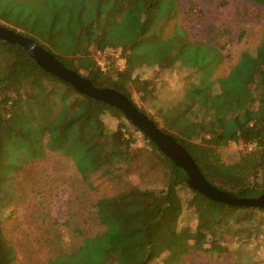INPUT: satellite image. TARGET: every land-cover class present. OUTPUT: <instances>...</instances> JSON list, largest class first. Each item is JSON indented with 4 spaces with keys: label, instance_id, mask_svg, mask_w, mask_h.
I'll list each match as a JSON object with an SVG mask.
<instances>
[{
    "label": "trees",
    "instance_id": "1",
    "mask_svg": "<svg viewBox=\"0 0 264 264\" xmlns=\"http://www.w3.org/2000/svg\"><path fill=\"white\" fill-rule=\"evenodd\" d=\"M247 1L264 6V0ZM178 13L179 0H171L166 10L163 9V3H157L156 0H111L108 5L105 0H98L92 6H84L75 15L70 8L63 7L61 19H51L44 29L33 31L34 37L18 28L14 29L35 39L46 49L52 51L51 46L60 52L58 56L52 51L67 67L80 74L82 65L79 58L89 56L91 47L101 52L108 49L118 51L116 58H124L126 61L123 70L113 68L102 71L97 67L87 75H82L97 87H110L125 94L161 130L170 133L185 146L205 177L217 187L239 197L249 198L262 194L264 37L257 47L241 53L226 76L214 78L215 69L225 60L221 47L190 38L188 29L178 21L173 24L170 32L169 26ZM186 13L191 16L192 8ZM20 17L25 20L24 16ZM20 22L22 20L17 21L20 24L17 27L25 26V31L30 33V25L35 29L39 27L36 22H28L30 25L26 22L27 25H22ZM35 36H39L41 41ZM1 43L4 50L0 57V264L15 263L16 254L13 255L14 261L9 262L1 245L5 241L3 230L7 215L13 213L10 210L12 204L28 206L31 203L28 210L22 209L23 213L18 215L16 232L11 238L13 244H72V239L82 236V222L79 218L71 224L64 222V229L59 227L57 221L47 220L50 195L57 183L62 181L64 174L59 172L63 170H75L80 179L88 184L92 175L118 180L122 172L130 167L137 169L143 176L151 169H160L163 182L161 186L151 188L148 184L129 183L114 195L99 198L92 206V214L105 226L104 233L85 238L79 248L63 252L47 264H55L70 257L77 259L79 256L80 259L82 253L87 255L83 264H100V261H106L109 254L113 256L115 264H152L165 254L169 257L164 264H172L175 248L181 244V238L187 235L193 238L194 249L204 251L209 256H213L212 252L219 247L212 243L209 248H204L209 236L219 234L218 239H221L220 233L223 231L235 233L244 226L251 235V225H254L251 222L256 220V214H264L260 212L264 210H251L245 215L222 211L219 221L213 219L217 217L211 214L210 203L217 202L190 188L186 172L165 156L120 110L77 92L69 83L46 72L21 46L3 41ZM14 54H17V58H13ZM177 65L201 72V76L185 87L180 98L172 101L164 112H160V122L135 101L130 85L139 67L167 70ZM144 85L146 88L141 90V99L152 95L153 88L148 86L147 81H144ZM246 105L250 106V110L245 119L240 120L241 111ZM108 114L119 120L112 131L107 129L102 117ZM36 133L40 145L45 146L39 155L40 159L32 163L16 159L17 156L21 158L24 151L25 154L32 152V137ZM135 133L142 134L146 147L135 149ZM18 136H23L27 142L17 146L15 142ZM8 140L12 142L11 153L6 150ZM229 143L255 144V149L251 151H258L260 159L249 175L236 178L225 176L219 180L222 184H215L213 178L216 174L210 175L205 168L204 158L206 154H211L218 159L220 148ZM6 154L19 161L17 164L14 162V171L19 176L14 186L21 183L28 186L24 189L15 187L12 198L6 191L8 184L4 179L3 163ZM53 154H59V160L47 162L48 156ZM63 158L70 162H63ZM147 162L150 167L144 166ZM40 165L48 168L50 178L40 183L45 188L38 192L33 188L34 181L28 178L27 173L33 168L38 172ZM65 165L64 169L62 166ZM185 189L192 193L187 202L180 194ZM219 204L223 210L227 207L244 209ZM186 211H193L197 218L196 227L191 233L179 224ZM238 215L246 217L244 220H235ZM37 223L38 234L35 237L33 227ZM228 223H232L234 232L223 228ZM105 241L110 243L108 250L103 244ZM5 243L9 244L10 241ZM90 248H97L98 254L93 256L85 253Z\"/></svg>",
    "mask_w": 264,
    "mask_h": 264
},
{
    "label": "rangeland",
    "instance_id": "2",
    "mask_svg": "<svg viewBox=\"0 0 264 264\" xmlns=\"http://www.w3.org/2000/svg\"><path fill=\"white\" fill-rule=\"evenodd\" d=\"M5 1L0 0V23L11 28H18L20 31L26 32V34L32 36L34 34L33 31H41L51 19L59 21L62 17L63 7L70 8L72 14L75 15L78 11L84 9V6L89 7L98 2V0H27L25 3L22 0ZM156 1L157 3H163L164 10H166L171 3V0ZM109 3H111V0H105L106 5ZM5 4H9V6ZM189 8H192L191 16L186 13ZM20 16H24L25 20ZM65 17L66 14L64 18ZM18 20H22V22H20L23 23L22 25L31 21L34 24L37 23L39 27L36 29L31 28L34 26L28 23L32 31V33H30L25 31V29H27L25 26V29L22 26L20 28L17 27L18 25L20 26V24H17ZM177 21L181 22L182 26L188 29L190 38L210 42L221 47L225 60L215 69L213 73L214 78L226 76L231 67L237 63L241 53L245 50H252L257 47L264 37V6L247 0H179V13L169 26L170 32L173 24ZM35 37L40 40L39 36ZM50 49L58 54V56L61 55L60 52L56 51L51 46ZM96 49V47H91L89 56L79 58V62L82 65V74L87 75L90 70L99 67V61L105 64L106 71L113 68L119 69L118 63L121 61L120 59L123 58H116L118 51L116 52L108 49L100 53ZM3 50L4 47L0 41V57ZM13 58H17V54H14ZM5 64L6 63H4V65ZM200 76L201 72L189 70L180 65L167 70L139 67L134 73V82L131 83L130 88L133 91V98L135 101L152 117L162 122L160 112H164L172 101L180 98L185 91V87L189 86L192 82H196ZM144 81H147L148 86L153 89L152 95L146 97V99H141L142 93L145 90L144 88H146ZM58 82L62 85L65 84L61 81ZM249 110L250 106L246 105L241 111L240 120L245 119ZM102 117L109 131L117 127L119 120L111 117L109 114ZM37 133L32 137L33 146L30 147L32 152L25 154L24 151L22 153L23 156L21 155V158L17 156L16 159H22L21 162L28 161L29 163L34 162L35 159H40L39 155L43 153L45 146L40 145L41 141L38 140ZM18 137L15 142L17 146L18 144L27 142V139L23 136ZM135 137L137 138L135 149L146 147L145 140L141 133H135ZM10 148H12V142L8 140L6 150L9 153H11L10 150H12ZM36 152L37 154H35ZM219 153L220 156L218 159L211 154H206L204 158L207 171H209L211 176L216 174L213 178L215 184H222L219 180L223 179L225 176H233L236 178L249 175L252 172L253 166L260 159V153L258 151L249 150L245 143H229L227 146L220 148ZM58 157L59 154H53L52 156H48L46 161L50 162L49 160H52L53 162H57L59 160ZM15 161L16 160L13 159L10 154H6L3 163L5 168L4 179L5 183L8 184L6 191L11 198L15 187H23V189L28 188V186L23 183L14 186L16 182L18 183L19 178L18 173L14 171L16 167L15 164L19 161ZM63 162H70V160L63 158ZM236 162L238 163L235 164ZM232 164L235 165L230 166ZM144 166L150 167L148 162L145 163ZM62 167L65 169L66 165ZM38 172L33 168L28 171L27 175L30 180L34 181L33 188L39 192L44 191L45 188V186H40V183H45L46 181H44V179L50 178V174L48 168L42 165L38 168ZM62 173L64 174L62 181L57 183V186L50 195L51 202L47 209L49 213L47 220L52 219L57 221L59 227L64 229V222L71 224L76 221V218H79L82 222V226L80 225L83 229L82 236L78 239H72V244H36L37 242H34V244H17L16 242V244H13L11 241L13 239L11 238L16 232L18 215L23 213L21 211L22 209L28 210L31 203L29 202L28 206L12 204L10 210L13 213L12 215H7L8 217L3 230L5 241H10V243L6 244L4 241V244H1L6 259H8L9 262L10 260L12 262L14 261L13 255L16 254L14 264H47L50 260L63 252L65 253L79 248L85 238L99 236L103 234L106 229L92 214V206L99 198L114 195L118 191L124 189L129 183L148 184L151 188L161 186L163 182V173L160 169H151L143 176L137 169L130 167L122 172L118 180L92 175L88 180V184L80 179L79 174L75 170L72 172L69 170L59 172V174ZM225 188L233 190L229 187ZM180 194L186 202L192 195L191 191L188 189L181 191ZM38 198H40V195ZM36 204L39 206L40 203L37 201ZM210 206L211 214L217 217L213 219H217V221L222 218V215H220L222 211H233L234 215L238 213L245 215L251 210L255 212L260 211L257 209L230 207L223 210L219 203H210ZM7 213L8 212H6V214ZM244 215L236 216L235 220H244L246 217ZM255 219L256 220L251 222L254 224L251 225V235L244 226L235 233L223 231L220 233L222 234L221 239H218L220 238L219 234L209 236L207 239L208 243H205L204 248H209L212 243L218 244L219 246L215 251L213 250V256H209L204 251L199 252V250L194 249L193 238L187 237L188 235L182 237L181 244H178V248H175L176 250L173 252L174 261L172 264H264V214H256ZM234 222L233 220V224ZM179 224L181 228L189 230L190 233L193 232L197 224L196 214L193 211H186ZM255 224L257 225L255 226ZM241 225L242 223H240V227ZM38 226L39 224L37 223V225L33 227L35 237L36 234H38L36 233ZM223 228L228 231H235L232 223L224 225ZM40 231L43 230L40 229ZM103 244L108 250L110 243L105 241ZM97 250V248H90L86 250L85 253L95 256L96 253L98 254ZM168 257L169 256L165 254L163 258L157 259L152 264H164ZM71 258L73 257L61 259L62 261H58L55 264H83L86 262L87 255L82 253L80 259L79 256L77 259ZM100 264H115L113 256L109 254L106 261H100Z\"/></svg>",
    "mask_w": 264,
    "mask_h": 264
},
{
    "label": "water",
    "instance_id": "3",
    "mask_svg": "<svg viewBox=\"0 0 264 264\" xmlns=\"http://www.w3.org/2000/svg\"><path fill=\"white\" fill-rule=\"evenodd\" d=\"M0 40L21 46L40 68L69 83L77 92L120 110L165 156L186 172L189 187L199 194L227 206L264 210V193L249 198L239 197L211 183L185 146L161 130L122 92L95 86L89 78L67 67L52 51L14 28L0 24Z\"/></svg>",
    "mask_w": 264,
    "mask_h": 264
},
{
    "label": "built area",
    "instance_id": "4",
    "mask_svg": "<svg viewBox=\"0 0 264 264\" xmlns=\"http://www.w3.org/2000/svg\"><path fill=\"white\" fill-rule=\"evenodd\" d=\"M100 53H101V51H99ZM121 61L118 63L119 64V70H123L124 69V67H125V63H126V61H125V59L123 58V59H120ZM98 65H99V67H100V69L102 70V71H106V69H105V64L103 63V62H98ZM121 66V67H120ZM247 147H248V149L249 150H253V149H255V147H256V145L255 144H252V143H250V144H247Z\"/></svg>",
    "mask_w": 264,
    "mask_h": 264
}]
</instances>
